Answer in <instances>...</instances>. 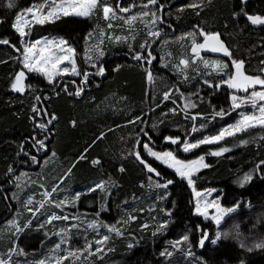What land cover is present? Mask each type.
Instances as JSON below:
<instances>
[{"label": "trees", "instance_id": "trees-1", "mask_svg": "<svg viewBox=\"0 0 264 264\" xmlns=\"http://www.w3.org/2000/svg\"><path fill=\"white\" fill-rule=\"evenodd\" d=\"M42 1L45 0H15V7L9 9L4 6L7 1L0 0V39L21 47V38L13 31L14 18ZM110 2L115 4L116 0ZM131 2L122 0L124 5ZM192 2L160 0L165 7L158 12L162 22L155 28L161 35L159 39L153 38L155 42L148 49L155 56L149 65L155 78L151 83L145 72L148 65L133 59V54L141 51L139 46L149 39L148 29L142 28V24L138 26L137 21L133 25L134 29L138 28L134 39L113 43L107 39L113 29L107 28L108 21L99 10L84 18L61 17L55 23L36 24L31 30L32 39L49 35L66 39L76 50L78 68L89 73L87 84H82L81 77H62L50 85L43 76L25 71L24 83L31 87L23 94L13 92L11 83L23 70L20 53L7 44H0V253L6 259L11 248L23 251L22 255H16L17 261L13 260L12 264H39L42 260L46 264L48 259L49 264H55V257L66 256L69 251L82 255L69 257L63 264H264V250L249 253L231 242L235 238L250 243L264 237V175L253 171L258 163L264 162V139L259 138L264 130L250 129L236 137H226L219 144L201 145L184 152L180 149L183 141L195 142L216 135L231 125L237 115L230 110L231 90L227 87L217 90L201 84L194 71L200 72L197 66L183 71L188 79L179 81L172 69L174 63H178V56L187 51L189 33L205 31L219 33L233 57L238 60L245 57L247 70H257L258 65L264 64V28L250 27L241 9L254 14L252 10H264V0H249L243 5L240 0H203L200 8L186 7ZM181 8L184 10L179 11ZM133 9L134 12L141 10L139 7ZM165 30L170 34L164 33ZM102 31L107 33L101 44L104 55L93 59L97 67H104L103 77L95 74L96 69L88 68L84 60L87 42ZM96 43L99 44L98 39ZM240 47L244 48L243 56L238 51ZM162 57L169 60L165 62L168 63L166 68L157 67ZM205 79L215 84L221 77L209 73ZM177 84L182 93L191 95L175 94L173 88ZM78 87H83L81 95L70 94ZM166 92L172 93L171 99H163ZM196 92L199 95H194ZM37 96L39 101L35 99ZM189 99L196 104L195 108L187 110L190 115L198 114L195 122L186 119L182 110ZM34 106L42 108L48 116L33 112ZM221 109L229 110V114L213 119L214 111ZM52 115L56 119L48 125L47 132L36 126L46 123ZM193 123L200 131H192ZM254 136L257 137L254 142L238 145V141ZM165 137H179L181 144H171ZM33 138L44 140L45 149H39ZM145 143L154 151H173L185 162L204 155L210 167L201 169L193 177L197 190H211V198L219 197L223 207L243 201L237 211L219 225L221 236L229 237L227 241L220 239L216 245L209 242L215 238L217 226L194 214L192 189L175 172L148 156L142 147ZM21 146L28 155L21 152ZM225 146L231 151L220 157L209 154ZM134 151H139L142 158L161 173L163 180L148 173L132 154ZM82 154L86 157L83 160L80 159ZM33 156L36 163L31 159ZM93 160L100 163L93 165ZM9 168L13 170L11 173ZM249 172L253 173L252 180L241 186L239 181ZM17 177H20V187H17ZM169 179L173 183L167 189L154 186ZM100 183L105 184V191H90ZM53 188L58 190L51 195L52 205L46 203L41 209L43 214L33 218L32 213L25 210L24 202L30 197L34 204L29 207H38L35 202L43 199L44 192L51 193ZM77 194L80 199L69 203L63 211L54 207L56 202L71 201ZM165 194L166 198L162 199ZM52 212L70 219L40 228L46 215ZM130 216L133 219L129 220ZM72 217L80 220L72 222ZM29 220L31 226L18 237L9 230L10 222L24 225ZM88 222H96L97 228H88ZM165 222L167 228L158 232V224ZM73 223L79 228H72ZM109 227L118 228L121 235L109 232ZM63 228L72 231L67 242L54 252L61 237L52 233ZM205 231L209 240L201 248L198 240ZM185 234L189 235V242L173 248L172 242ZM104 235L110 239L104 252L96 253L95 241ZM130 243L133 244L131 248L128 247ZM189 243L191 255L188 254ZM88 245H91L92 254L85 251ZM165 249L172 255L161 256Z\"/></svg>", "mask_w": 264, "mask_h": 264}, {"label": "snow or ice", "instance_id": "snow-or-ice-1", "mask_svg": "<svg viewBox=\"0 0 264 264\" xmlns=\"http://www.w3.org/2000/svg\"><path fill=\"white\" fill-rule=\"evenodd\" d=\"M203 3V0H193L192 3L186 5L189 8H200ZM241 3H246V0H241ZM6 7L11 9L15 7V0H7ZM133 7H139L141 11L138 14H132L131 16L120 15L127 14L132 11ZM165 5L160 4V0H132V2L128 5H124L122 0H116V3L113 4L110 0H60L59 3H56V0H45L44 3L34 5L26 9L24 13H21L16 16L15 22L13 24V28L20 36V45L21 47H17L16 45H11L7 39H0V44H7L12 47L15 51L20 53V63L23 66V69L27 70V73H35L37 75L43 76L49 84H53L56 81L57 77H63L65 75L70 76H79L82 78V84H87L89 79V73L87 71H83L78 68L77 61L75 59L77 53L76 50L69 44V42L64 38H49L44 37L43 40H35L34 42H30L26 39L27 36L31 34L30 26L32 23L36 24H44V23H55V21L59 20L61 16H80V17H88L93 15L96 10L102 12L103 19L108 21L107 28L113 29L114 25L112 21L121 20L124 25L128 26L129 32L132 33L131 37H123L116 36L114 39L118 42L128 41L130 39L135 38V29L133 25L139 21L145 25L148 29L147 36L148 40L145 43L141 44L140 52H135L133 54V59L140 61L141 63H146L151 65L155 56L152 55L151 51L148 49L151 47V43L155 42V39H159L161 32L158 28L154 26L158 22H162L158 15V12L163 11ZM45 8H48V11L45 13ZM179 11H183L184 8L178 9ZM241 13H243L247 17V21L252 25H264V16L255 15V14H247L243 12L241 9ZM241 13H236V15H240ZM30 17V19L28 18ZM148 17V20L144 18ZM25 28H28L29 31L26 32ZM91 35V34H90ZM105 33L102 31L100 36L103 37ZM196 33H189V37L191 38V53L194 59L192 58H181L176 65L177 69L181 72V74L185 75V79H188L187 75L183 72V69L189 68L190 64H195L196 61H200L204 68L210 69L212 73L221 76V80L217 83H213L212 81L204 80V83L207 84L210 88L219 89L222 85H226L227 88L233 90L230 95L231 100V111H235L236 109H240L244 105H251L253 112L245 113L241 112L240 118L234 123L231 124L219 131L216 135L205 136L202 139H199L195 142H189L188 140L183 141L182 150L184 152H189L193 149L199 148L201 145H212L219 144L226 137H236L238 134L246 133L250 129L260 128L264 130V76L262 75H250L246 74L245 70V62L243 60H237L233 58L232 53L225 45V43L221 40L219 33H207L205 31H199V35L202 36L203 43H198L196 40ZM155 38V39H153ZM109 39H113L109 37ZM183 39V38H182ZM100 43H103L101 39ZM96 51L99 56L102 57L104 55L103 51L100 50L99 44L96 46ZM130 51L131 45H129ZM201 51H211L214 53H221L223 56L228 57L231 61L232 70L229 71V64L225 63L221 60H205L200 56ZM85 61L89 63L90 67L97 68V63L94 61L93 57L89 54H85ZM63 65V67H62ZM183 66V69H180V66ZM167 66V65H164ZM116 70H119L118 68ZM261 73H264V68L259 69ZM105 69L101 65L97 68L96 75H104ZM147 80L151 83L154 81V76L152 72L148 69H145ZM26 79V72L24 70L19 71L15 77L13 82L11 83V90L16 93L23 94L26 90V87L30 88V85H25L24 81ZM257 86L260 87L261 90H252L256 89ZM67 91V89H65ZM83 91V87H78L75 92L70 93L72 95L79 96ZM175 91H179L176 89ZM247 93L246 96H240L237 93ZM183 95V94H181ZM194 95H199V92L194 93ZM172 97L171 92H166L163 96L164 100H169ZM37 101L40 100V97H35ZM175 103V101H172ZM196 104L192 103L189 99L187 103L183 106V111L186 119H190L195 122L198 119L197 115H190L188 113V109L195 108ZM35 113H43L44 116H48V113L44 112L42 108L33 107L32 109ZM173 113L176 112V109L171 110ZM229 114V110L221 109L218 112L213 113L212 118L219 116L223 118L225 115ZM56 117L52 115L46 123H38L36 126L39 127L42 131H48V125L55 120ZM139 120V118H137ZM135 123L136 121H132ZM203 127V125L201 126ZM193 132L200 131V128L193 123L192 127ZM147 135V133H145ZM260 139H264V135L259 137ZM34 144L38 145L39 149H45L44 140H35ZM257 137H252L250 140H240L239 144H249L254 142ZM167 142L171 144H181L179 137H165ZM139 144V141H137ZM143 149L147 152L148 156L153 157L155 160L159 161L161 164L166 165L168 168L173 169L177 176H179L182 180L187 182V185L192 189V193L195 197L194 211L195 215L202 217L205 220H210L217 226V230L215 232V238L211 239L209 242L212 245H216L220 240L221 232L219 230V225L224 220L226 214L230 212H236L240 207V203H237L231 207H223L220 204V198L209 199L211 196V190L207 193L198 191L196 188V181L193 177L204 168H209L210 165L205 163V156L201 155L198 159H194L188 162L180 160L174 155L173 151H163L157 152L154 151L148 143L142 145ZM231 148L229 147H220L218 150L211 151L209 154L212 156L220 157L224 153L230 152ZM21 152L24 155H28V153L21 146ZM136 160L139 161L140 164L144 166L148 173H154L155 176L160 177L163 180V177L159 171H157L150 163H148L145 159L142 158V155L139 151H134L132 153ZM55 152L52 153V156L55 157ZM86 157L82 154L80 159L83 160ZM33 163H36V157H31ZM93 165H98L100 163L99 160H93ZM264 162H260L257 164L256 168L253 171H260L262 175H264ZM75 163L73 164V167ZM124 171L123 168L120 169ZM13 170L9 168V172L11 173ZM68 173H71V168L68 169ZM22 176L26 174H21ZM253 178V173L249 172L245 174L239 183L243 186L244 183L251 181ZM17 187H20L19 180L20 177H17ZM149 181L152 182V177L149 176ZM173 183V180L169 179L164 181L163 183H155L154 186L156 188L167 189L169 185ZM105 184L100 183L95 185L90 189V191H96L100 189L101 191H105ZM58 189L53 188L52 192H44L43 199L40 201H36L35 204L38 207H29L34 204L32 198H29L24 202V207L26 211L32 213L33 218H37L38 214L41 213V209L45 208V204L52 205L51 195L55 193ZM162 196L161 198H166ZM80 199V194H77L73 200H62L56 202L54 207L60 208L63 211L64 207L69 203H73ZM210 208L215 209V213L209 215L208 210ZM106 210V209H105ZM170 215V213H169ZM70 218L67 215H58L55 212L49 213L46 215V219L43 223L40 224V228H44L48 224H52L54 221H68ZM71 219L77 220L79 217H72ZM129 220L133 219V217H129ZM31 226V220L27 221L24 225H20L17 221H12L9 224V230L13 232L14 235L18 237L20 233H22L26 228ZM103 226V225H102ZM167 223H159L157 226V231L162 232L167 228ZM88 228L95 230L97 228V223L92 222L87 225ZM145 227H148L145 225ZM72 228H79V225L76 223L72 224ZM71 229L63 228L59 232L53 231L52 234L58 235L61 237L60 243L56 244L54 252L60 250L61 244L67 242L69 233ZM109 232H115L117 235H121V232L116 227H109ZM48 234L47 232L45 233ZM153 235H156V232H153ZM110 237L108 235H104L100 239L96 240L95 243L97 245L96 253H103L104 246L107 241H109ZM209 240L208 232L205 231L201 235L198 240V246L204 247L206 241ZM189 242V235H183L182 239L172 242L173 248H177L182 244ZM129 248L133 247V244L128 245ZM190 243L188 245V254L191 255ZM111 249H109L110 251ZM85 251H89L91 253V245H88ZM23 251L18 250L16 248L9 249L7 253V259L4 258V254L0 253V264H12V256L13 255H22ZM79 255L82 253L79 252H67L66 256L63 257H55V264H63V260L68 259L69 257L79 258ZM161 256H171L172 252L165 249L160 253ZM39 264H45L44 261H40Z\"/></svg>", "mask_w": 264, "mask_h": 264}, {"label": "rangeland", "instance_id": "rangeland-1", "mask_svg": "<svg viewBox=\"0 0 264 264\" xmlns=\"http://www.w3.org/2000/svg\"><path fill=\"white\" fill-rule=\"evenodd\" d=\"M7 1V0H6ZM45 1H42V3H44ZM60 2V0H56V3H59ZM6 3L7 2H5V4H4V6L6 7ZM34 5H38V4H34ZM34 5H31V7L32 6H34ZM7 8V7H6ZM136 10V12H134V9L132 8V11L130 12V13H127V14H120V15H126V16H131L132 14H138L141 10H138V9H135ZM26 10H23V11H21L19 14H21V13H24ZM45 13L48 11V8H45ZM18 14V15H19ZM244 15V14H243ZM61 17H80V16H72V15H69V16H61ZM16 18V17H15ZM15 18H14V21H13V24H14V22H15ZM29 19H30V17H28ZM81 18H84V17H81ZM145 20H148L149 18L148 17H145L144 18ZM113 25H114V28H113V30L111 31V32H109V36L107 37V33H105L104 31V33H105V35L103 36V37H101L100 36V33L101 32H99L97 35L98 36H94L93 35V39L92 40H89V42H87L88 43V45H87V47H88V49L86 48V52H85V54L87 53V54H89V55H91L92 57H96V58H102V57H100L99 56V54H98V52L96 51V45H97V43H96V40L98 39V41H99V48H100V50H102L101 49V44L102 43H100V41H101V39L104 41V38H106L107 37V39H109V37H112L113 39H111V41L113 42V43H117L118 41H116L115 39H114V37H116V36H123V37H130V36H132V33L131 32H129V30H127V33H124L123 32V30L125 29H128V26L127 25H124L123 24V21H121V20H114L113 22ZM249 23V22H248ZM13 24H12V26H13ZM140 24H142V28L143 27H145V25L143 24V23H141V22H139L137 25L139 26ZM36 25V23H32L31 24V26H30V31L33 29V27ZM38 25H41V24H38ZM162 25V24H161ZM156 26V25H155ZM154 26V27H155ZM121 28H123V30L121 29ZM141 28V29H142ZM166 28V27H165ZM137 29L138 28H135V32L137 31ZM13 31H15V29L13 28ZM25 31L26 32H28L29 31V29L28 28H25ZM16 32V31H15ZM17 33V32H16ZM164 33H166V34H170V32H167L166 30L164 31ZM18 34V33H17ZM197 35H196V40H197V42L198 43H202V41H203V37L202 36H200L198 33H196ZM19 35V34H18ZM186 35V34H185ZM44 37H49V38H59V37H57V36H51V35H49V36H44ZM44 37H41V38H39V39H32V36H31V34L29 35V36H27L26 37V39L28 40V41H30V42H34L35 40H43V38ZM182 39V38H181ZM188 39H189V42H188V47H187V51L186 52H184L183 54H181V55H179L178 56V58H177V61L179 62V60L181 59V58H185V57H188V58H192V59H194V57L192 56V53H191V43H192V41H191V38L190 37H188ZM110 40V39H109ZM183 40V39H182ZM95 53H93V52ZM238 51H239V53H240V55L242 54V56L244 55V48H242V47H240L239 49H238ZM85 54H84V57H85ZM200 56L203 58V59H205V60H209V61H211V60H221V61H223V62H225V63H228L229 64V71H231L232 70V67H231V61L229 60V58L228 57H225V56H223V55H220V56H216V57H213V56H210V54H208V53H205V52H203V51H201V53H200ZM213 57V58H212ZM233 58H235V57H233ZM242 58V59H241ZM235 59H237V58H235ZM85 60V59H84ZM238 60V59H237ZM239 60H243L244 62H245V57H240V59ZM169 62V60L167 59V58H164V57H162L161 58V60H159V64L157 65V67H159V68H166L167 66H168V63H165V62ZM96 63H97V61H95ZM85 63H86V66L88 67V68H93V67H90L89 66V63L88 62H86L85 61ZM178 64V63H177ZM245 64H246V62H245ZM148 65V64H147ZM164 65H167V66H164ZM98 66V65H97ZM196 66H197V68L198 69H200V72L198 71V70H196L195 68H196ZM62 67H63V65H62ZM98 68V67H97ZM97 68H94V69H96L97 70ZM147 68L149 69V70H151V67L148 65L147 66ZM262 68H264V64H260V65H258V67H257V70L256 69H254V70H250V71H248L247 70V67H246V65H245V70H246V74H250V75H253V76H255V75H262V76H264V73H261L260 71H259V69H262ZM177 74H175L174 76H175V78H177L176 80H178V79H180V80H182V79H185V75L184 74H181V72H179V70L177 69V67H176V63H174V67L172 68ZM180 69H183V66L181 65L180 66ZM188 69H195L194 71H195V74H196V76H197V78H200V83L201 84H203V85H206L207 86V84H205L204 83V80H206L205 79V77H206V74H209V73H212L211 72V70L210 69H206V68H204V66H203V64L200 62V61H196V63L195 64H190V66H189V68H187V69H183V71H187ZM24 71H26L27 72V70H25V69H23ZM202 70H203V72H202ZM208 72V73H207ZM185 73V72H184ZM186 74V73H185ZM213 74H215V73H213ZM178 77H177V76ZM219 76V75H218ZM63 77H75V78H77V77H79V76H70V75H65V76H63ZM221 77V76H220ZM58 79H62V77H57L56 78V81L58 80ZM56 81H54V83L56 82ZM179 81V80H178ZM48 83V82H47ZM53 83V84H54ZM49 84V83H48ZM53 84H50V85H53ZM222 86H224V87H227L226 85H222ZM173 89H179V91H176V93L175 94H177V93H181V94H183V96H190L191 94L189 93L188 95H185L184 93H182L181 91H180V88H178V84L173 88ZM229 89V88H228ZM26 90H27V87H26ZM229 90H231V89H229ZM252 90H261L260 89V87L259 86H257V88L256 89H250L249 91H252ZM232 92H233V90H231V94H232ZM238 95H240V96H246V95H248L247 93H243V92H241V93H237ZM183 99H184V97H183ZM230 103H231V100H230ZM235 113H236V115H237V118L234 120V122H232L231 124H234L239 118H240V113L241 112H245V113H252L253 112V109H252V107H251V105H244L243 107H241L240 109H236L235 111H234ZM180 149H182V146H180ZM157 152H159V151H157ZM163 152V151H162ZM151 157V156H150ZM151 158H153V157H151ZM154 159V158H153ZM155 160V159H154ZM158 164H161L159 161H157V160H155ZM162 166H165V167H167L166 165H163V164H161ZM168 168V167H167ZM168 169H170V168H168ZM170 170H172L173 172H175L173 169H170ZM187 183V182H186ZM207 192H209V191H207ZM207 192H205V193H207ZM212 196V195H211ZM211 196H209L208 198L211 200L212 198H211ZM30 198V197H29ZM193 200H194V204H195V197H194V195H193ZM208 212H209V215H212V214H214L215 213V209H213V208H210L209 210H208ZM233 213H235V212H230V213H228V214H226L225 215V217H224V219L227 217V216H229V215H232ZM194 214H195V211H194ZM202 218V217H201ZM72 220V222H78V220L79 219H77V220H73V219H71ZM207 221H210V220H207ZM223 222V221H222ZM221 222V223H222ZM96 246V245H95ZM96 248H97V246H96ZM64 250V249H63ZM67 255V254H66ZM16 255L14 256H12V258H11V260L13 261V260H15V261H17L16 260ZM6 259H7V257H6ZM42 260V259H41ZM42 261H44L45 262V260H42ZM29 264V263H28ZM46 264H49V259L47 260V262H46Z\"/></svg>", "mask_w": 264, "mask_h": 264}, {"label": "clouds", "instance_id": "clouds-1", "mask_svg": "<svg viewBox=\"0 0 264 264\" xmlns=\"http://www.w3.org/2000/svg\"><path fill=\"white\" fill-rule=\"evenodd\" d=\"M220 239L228 240V236H221ZM232 243L237 244L238 247L242 248L243 250L251 253L253 251H259L264 250V237H261L259 239L252 240L250 243H242L239 240L232 238Z\"/></svg>", "mask_w": 264, "mask_h": 264}, {"label": "flooded vegetation", "instance_id": "flooded-vegetation-1", "mask_svg": "<svg viewBox=\"0 0 264 264\" xmlns=\"http://www.w3.org/2000/svg\"><path fill=\"white\" fill-rule=\"evenodd\" d=\"M247 1H249V0H246V2ZM240 2H241V0H240ZM242 4V3H241ZM244 4V3H243ZM242 4V5H243ZM252 12L255 14V15H262V16H264V10H259V11H254V10H252ZM250 15H252V14H250ZM244 18L246 19V21H247V17L246 16H244ZM248 22V21H247ZM249 24V26L250 27H252L253 29H259V28H264V25H252L250 22L248 23ZM211 55V54H210ZM211 56H213V55H211Z\"/></svg>", "mask_w": 264, "mask_h": 264}, {"label": "water", "instance_id": "water-1", "mask_svg": "<svg viewBox=\"0 0 264 264\" xmlns=\"http://www.w3.org/2000/svg\"><path fill=\"white\" fill-rule=\"evenodd\" d=\"M221 38V37H220ZM222 40V39H221ZM223 41V40H222ZM224 42V41H223ZM202 43H203V41H202ZM225 43V42H224ZM226 45V44H225ZM203 52H205V53H208V54H211V55H213V56H220V55H222L221 53H214V52H211V51H203ZM104 75H102V77H103ZM138 163H139V161H138ZM140 164V163H139ZM141 166H143L142 164H140Z\"/></svg>", "mask_w": 264, "mask_h": 264}, {"label": "bare ground", "instance_id": "bare-ground-1", "mask_svg": "<svg viewBox=\"0 0 264 264\" xmlns=\"http://www.w3.org/2000/svg\"><path fill=\"white\" fill-rule=\"evenodd\" d=\"M97 192H98V191H97ZM105 193H106V192H105ZM84 194H85V193H84ZM98 197H99V196H98ZM71 200H72V199H71ZM96 200H97V199H96ZM96 200H95V201H96ZM75 205H76V204H75ZM76 207H77V205H76ZM70 211H71V210H70ZM73 212H74V211H73ZM75 213H76V212H75ZM78 213H79V212H78ZM73 214H74V213H73ZM78 215H79V214H78ZM83 217H84V216H83ZM79 220H80V219H79ZM81 220H82V219H81ZM92 220H93V219H92ZM68 223H69V222H68ZM88 223H89V222H88ZM91 223H92V222H91ZM69 225H70V224H69ZM71 225H72V224H71ZM71 225H70V226H71ZM82 225H83V224H82ZM82 225H81V226H82ZM82 228H83V226H82ZM71 231H72V230H71ZM73 233H74V232H73ZM83 233H84V232H83ZM76 234H77V232H76ZM71 235H73V234H71ZM80 236H81V235H80ZM70 237H71V236H70ZM72 238H73V237H72ZM88 242H89V241H88ZM86 243H87V242H86ZM86 245H87V244H86Z\"/></svg>", "mask_w": 264, "mask_h": 264}]
</instances>
